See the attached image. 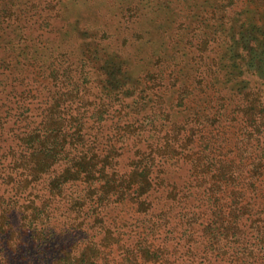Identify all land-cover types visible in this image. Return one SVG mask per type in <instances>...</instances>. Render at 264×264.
<instances>
[{
	"label": "trees",
	"instance_id": "obj_1",
	"mask_svg": "<svg viewBox=\"0 0 264 264\" xmlns=\"http://www.w3.org/2000/svg\"><path fill=\"white\" fill-rule=\"evenodd\" d=\"M251 7L264 16V0H213L203 19ZM200 22L142 81L119 54L97 68L56 47L45 64L18 37L0 67L26 71L0 89V264H264V37Z\"/></svg>",
	"mask_w": 264,
	"mask_h": 264
},
{
	"label": "rangeland",
	"instance_id": "obj_2",
	"mask_svg": "<svg viewBox=\"0 0 264 264\" xmlns=\"http://www.w3.org/2000/svg\"><path fill=\"white\" fill-rule=\"evenodd\" d=\"M117 1L133 8L136 15L126 21L120 11L112 6ZM165 1L166 4L162 5L159 0H0V67L15 60L16 52H12L11 48L22 45H16L20 37L21 40H33V45L38 46L40 63L47 64L56 47L71 53L74 60L80 59L89 47L93 56L90 66L98 68L119 54L123 65L127 66L129 80L142 81L145 73L151 70L155 58L170 52L181 40H185L193 32L191 27L198 19L202 22L196 32H201L203 36L216 28L218 32H261V37H264V16L254 11L256 9L253 7V12L246 14L240 21L222 24L220 19H203L211 15L206 9H213V0ZM216 4L219 6V3ZM107 9L118 13L109 15L105 12ZM99 10H103V15H99ZM9 17L17 20H9ZM103 32L108 36L97 39ZM229 46L230 43L226 47ZM232 46L234 51L239 50L236 44ZM252 57L253 64L264 69V53L255 50ZM18 67H22V62L18 63ZM238 70L234 74L238 75ZM1 71L0 68V89L10 83L17 73L22 76L26 72ZM241 78H245V81ZM233 79V82L225 84L220 76L219 85L222 83V88H243V82H246L250 88L255 76H238L241 86L237 85L235 77ZM104 80L101 82L103 89L116 92L112 85L113 79L107 76ZM258 84L263 87L264 80L258 77Z\"/></svg>",
	"mask_w": 264,
	"mask_h": 264
}]
</instances>
